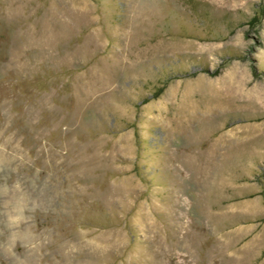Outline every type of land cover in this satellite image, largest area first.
Returning a JSON list of instances; mask_svg holds the SVG:
<instances>
[{
	"label": "rangeland",
	"instance_id": "1",
	"mask_svg": "<svg viewBox=\"0 0 264 264\" xmlns=\"http://www.w3.org/2000/svg\"><path fill=\"white\" fill-rule=\"evenodd\" d=\"M0 264H264V0H0Z\"/></svg>",
	"mask_w": 264,
	"mask_h": 264
},
{
	"label": "bare ground",
	"instance_id": "2",
	"mask_svg": "<svg viewBox=\"0 0 264 264\" xmlns=\"http://www.w3.org/2000/svg\"><path fill=\"white\" fill-rule=\"evenodd\" d=\"M231 140V139H230Z\"/></svg>",
	"mask_w": 264,
	"mask_h": 264
}]
</instances>
